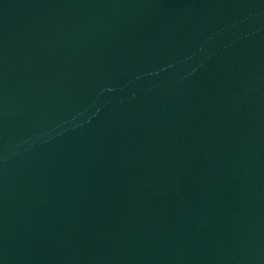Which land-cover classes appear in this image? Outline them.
<instances>
[{
	"label": "water",
	"instance_id": "1",
	"mask_svg": "<svg viewBox=\"0 0 264 264\" xmlns=\"http://www.w3.org/2000/svg\"><path fill=\"white\" fill-rule=\"evenodd\" d=\"M0 264H264V0H0Z\"/></svg>",
	"mask_w": 264,
	"mask_h": 264
}]
</instances>
